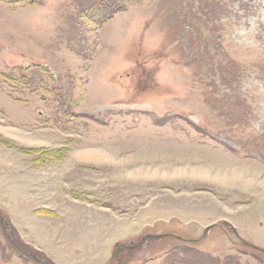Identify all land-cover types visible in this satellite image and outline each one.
I'll list each match as a JSON object with an SVG mask.
<instances>
[{"label": "rangeland", "instance_id": "374dc122", "mask_svg": "<svg viewBox=\"0 0 264 264\" xmlns=\"http://www.w3.org/2000/svg\"><path fill=\"white\" fill-rule=\"evenodd\" d=\"M0 264H264V0L0 3Z\"/></svg>", "mask_w": 264, "mask_h": 264}, {"label": "trees", "instance_id": "16d2710c", "mask_svg": "<svg viewBox=\"0 0 264 264\" xmlns=\"http://www.w3.org/2000/svg\"><path fill=\"white\" fill-rule=\"evenodd\" d=\"M25 0H0V3H3V4H17V3H20V2H23ZM115 11H120V10H115ZM113 10V12H115ZM112 12V13H113ZM86 17H90V16H87V14H85Z\"/></svg>", "mask_w": 264, "mask_h": 264}]
</instances>
